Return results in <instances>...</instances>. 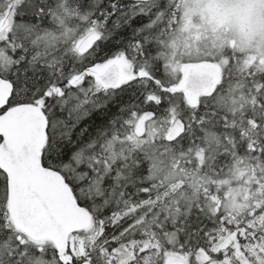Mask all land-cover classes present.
I'll list each match as a JSON object with an SVG mask.
<instances>
[{
  "label": "snow or ice",
  "instance_id": "6c2138e0",
  "mask_svg": "<svg viewBox=\"0 0 264 264\" xmlns=\"http://www.w3.org/2000/svg\"><path fill=\"white\" fill-rule=\"evenodd\" d=\"M0 264H264V0H0Z\"/></svg>",
  "mask_w": 264,
  "mask_h": 264
}]
</instances>
